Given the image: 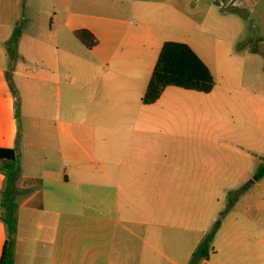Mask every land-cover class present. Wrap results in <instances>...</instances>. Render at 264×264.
Masks as SVG:
<instances>
[{"label":"crops","instance_id":"1","mask_svg":"<svg viewBox=\"0 0 264 264\" xmlns=\"http://www.w3.org/2000/svg\"><path fill=\"white\" fill-rule=\"evenodd\" d=\"M47 1L49 10L44 0H0V148L16 149L17 187L29 190L17 195L15 264H164L155 243L141 250L136 240L155 238L150 222L186 211V169L171 163L182 154L181 123L173 134L161 131L173 111L181 122L182 95L170 86L153 104L142 98L167 41L187 43L214 76L215 30L234 12L241 30L240 14L261 0ZM59 10L67 18L56 23ZM81 29L99 44L88 49L75 36ZM155 135L162 144L174 139V155L150 144ZM204 236L184 263L167 257L169 264H189Z\"/></svg>","mask_w":264,"mask_h":264},{"label":"rangeland","instance_id":"2","mask_svg":"<svg viewBox=\"0 0 264 264\" xmlns=\"http://www.w3.org/2000/svg\"><path fill=\"white\" fill-rule=\"evenodd\" d=\"M44 6L49 10L47 0ZM234 13L215 30L221 57L213 64L214 90L205 94L180 88L181 122L177 119L175 124L178 115L173 111L172 123L166 122L161 130L173 134L181 123L182 154L171 163L177 171L186 169V191H182L186 211L183 208L181 216L166 222H150L156 225L155 238L147 240L141 234L136 241L141 250L146 241L155 243L164 254V264H169L167 257L184 263L191 247L212 231L222 212L226 215L214 239L215 252L201 264H264V177L245 189L264 163V0L250 14H240L246 23L241 20L239 31L230 20ZM53 16L41 15V22L49 23ZM64 18L59 10L56 23ZM234 36L239 40L232 42ZM164 141L155 135L150 144L161 146L158 151L168 147L174 155V139Z\"/></svg>","mask_w":264,"mask_h":264},{"label":"trees","instance_id":"3","mask_svg":"<svg viewBox=\"0 0 264 264\" xmlns=\"http://www.w3.org/2000/svg\"><path fill=\"white\" fill-rule=\"evenodd\" d=\"M18 33L10 45L11 55L15 57L19 40ZM75 36L88 49L99 44L98 38L87 29L75 31ZM215 78L199 55L183 42L167 41L164 43L154 71L152 73L147 91L142 98L144 104H153L158 101L167 87L174 86L185 90L201 93H211L215 88ZM1 170L5 175V184L1 191L2 220L5 224L7 239L3 248L0 264H15V231L18 224L17 210L18 194L26 196L28 191H21L17 187V180L21 173L19 155L16 149L0 148ZM264 177V163L254 175L255 181ZM226 212L220 214L211 232L206 234L194 251L189 264H201L214 253V239L221 228L222 218Z\"/></svg>","mask_w":264,"mask_h":264},{"label":"water","instance_id":"4","mask_svg":"<svg viewBox=\"0 0 264 264\" xmlns=\"http://www.w3.org/2000/svg\"><path fill=\"white\" fill-rule=\"evenodd\" d=\"M255 180H251L245 187V189L249 188L251 184H254Z\"/></svg>","mask_w":264,"mask_h":264}]
</instances>
